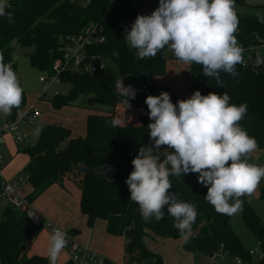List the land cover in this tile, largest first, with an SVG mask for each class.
<instances>
[{
    "label": "trees",
    "instance_id": "16d2710c",
    "mask_svg": "<svg viewBox=\"0 0 264 264\" xmlns=\"http://www.w3.org/2000/svg\"><path fill=\"white\" fill-rule=\"evenodd\" d=\"M132 0H9L10 7L29 16L27 35L11 33L0 27V55L4 62L11 64L17 73L13 59L12 41L19 48L33 46L35 52L29 55L30 63L39 69L52 73L54 60L61 57L63 38L77 33L88 23H98L105 36V41L92 51L107 57L117 69L116 75L108 72L106 65L98 68L91 75H79L62 72L60 82L69 84L66 94H54L49 100L54 107L68 104L79 94L93 93L98 103L109 106L105 112L90 111L85 118L84 135H72V131L60 124H44L33 145H20L19 151L28 155V162L23 168L27 181L33 187L27 195L31 203L39 194L52 184L62 185L69 179L80 190L79 209L85 216L86 224L92 227L96 220L106 222V232L110 235L123 236L126 256L125 264H165L162 256L150 250L144 237L151 231L159 237L181 238L182 248L188 252L199 251L208 256L223 253L227 257L238 256L250 260L251 254L244 246L229 220L224 224L226 215L219 214L207 203L204 197L207 188L198 182V174L189 173L181 177H170L172 191L178 199L196 206L198 215L190 232L181 237L173 227V218L167 215L156 222L142 219L139 206L130 201V192L125 183L133 170L132 159L141 146H150L148 124L149 116L143 111L147 108L145 98L159 95L162 91L170 94L171 101L190 98L197 90L202 95L209 92L231 97L230 103H245L247 114L240 125L258 143V149L264 151V24L258 21L256 14L238 12V43L245 49L252 46L262 47L263 61L252 68L241 64L236 66L235 77L221 73L224 86L220 87L214 79L204 76L202 66L187 64L190 73L188 96L176 93L169 85L156 78L171 73L169 59L160 51L154 58L139 59L135 49L128 47L124 37L126 29L141 10L131 7ZM263 7L264 4L257 5ZM252 7V6H251ZM118 53V55H114ZM169 71V72H168ZM123 78L125 86L136 89L135 99H130L131 108H125L123 98L116 94L115 83ZM26 103L25 93L19 108ZM16 109L13 113L19 110ZM147 108V112H148ZM118 118L119 127H112L111 121ZM66 144L63 146V143ZM255 163L254 157L249 161ZM78 166H111L109 177L86 175ZM264 199V180L260 189ZM243 211L238 213L248 230L261 244L264 238V223L246 196L242 197ZM37 218L29 217V208L18 209L5 205L0 220V262L1 264H49L42 255H25L27 241L36 236L43 228ZM72 235L74 229L68 230ZM262 245V244H261ZM66 264H74L70 259ZM104 264H115L105 259ZM253 264H264V256Z\"/></svg>",
    "mask_w": 264,
    "mask_h": 264
},
{
    "label": "clouds",
    "instance_id": "9594fccd",
    "mask_svg": "<svg viewBox=\"0 0 264 264\" xmlns=\"http://www.w3.org/2000/svg\"><path fill=\"white\" fill-rule=\"evenodd\" d=\"M9 7L8 0H0V17H7L11 24ZM256 16L264 24V14ZM238 26L236 0H159L151 14L137 15L124 39L139 59L154 58L167 48L179 61L202 66L204 76L223 87L221 73L235 77L236 66L243 62L244 50L235 35ZM115 89L125 108H131L129 100L135 99L136 89L125 86L123 78L116 81ZM23 91L11 64L0 55V113L8 116L18 109ZM230 100L227 92L202 95L199 90L176 104L166 91L145 98L152 121L148 124L150 146L139 148L125 180L129 200L139 206L143 220L162 221L167 206V215L181 237L191 231L198 215L196 206L170 191V177L189 173L198 174V182L207 188L204 199L217 213L232 216L243 211L242 197L256 191L264 179V166L249 162L258 143L240 125L247 104ZM111 125L119 127L121 121L114 118ZM67 245V233L54 228L49 264H56Z\"/></svg>",
    "mask_w": 264,
    "mask_h": 264
},
{
    "label": "rangeland",
    "instance_id": "374dc122",
    "mask_svg": "<svg viewBox=\"0 0 264 264\" xmlns=\"http://www.w3.org/2000/svg\"><path fill=\"white\" fill-rule=\"evenodd\" d=\"M85 1V0H78ZM251 1H261V0H251ZM159 0H132L130 5L134 9H139L142 11L143 15L151 14L158 7ZM236 10L238 12H248L249 9L240 3V0H236ZM6 11H11L13 13V23H8L7 17H0V27L8 29L11 33H19L22 35H27L29 32V16L21 11L6 9ZM10 46L13 47V59L17 67V76L19 82L24 89L26 103L23 107L33 106L40 111V116L37 117L31 125H27L23 122L20 123L21 127L28 132V138L25 140V144L33 145L38 137L39 131L44 124H60L69 127L72 131V135H82L85 133V118L88 112H105L109 110V106L105 104H100L97 102L95 95L93 93L79 94L68 104L62 105L61 107H54L50 98L53 97L55 91L59 94H66L69 89V84L63 82H52L49 86L45 88V84L39 80L40 77H48V72L45 69H39L38 67L32 65L29 60V55L26 53H19L17 51L19 46L16 41H12ZM262 53V48L259 49ZM135 55L136 50H135ZM163 55L168 57L170 60L173 53L165 48ZM103 63L106 65L108 72L111 75L117 74V69L107 57L103 58ZM170 65L168 69L170 71ZM175 66L179 68L180 77L182 81V86L186 80L190 81V73L188 67L184 65L181 61L175 63ZM168 71V72H169ZM171 72V71H170ZM169 78L164 77L163 81ZM44 94V97H40ZM16 109H13L12 113ZM12 115V114H11ZM8 115V116H11ZM8 117L0 113L1 117ZM11 144V146H10ZM66 142L63 143V146ZM10 152L16 148L14 142H9ZM1 152L6 159L9 160L8 164L2 168V174L4 176H9L11 174L19 173L21 176L27 175L23 172V168L27 163V154L24 152H19L14 154L10 159V154L3 147ZM255 164L264 166V151L257 149L253 154ZM261 180L258 188L253 193L252 196H247L246 198L250 205L255 209L257 214L260 216L264 223V199L260 197V189L263 183ZM73 189L77 190L75 183L70 181ZM31 184L26 182L20 187V193L30 191ZM230 224L234 231L237 233L238 237L244 244V246L253 252L250 256V260L241 259V264H253L258 261L260 257L264 256V250L258 239L251 234L246 225L244 224L241 216L239 214L230 216ZM105 221L103 219H98L95 222V226L103 227ZM144 241L147 247L159 253L165 264H217L222 261L221 256L223 253H219L216 257L208 256L202 252L194 251L188 252L182 248L181 238H169V237H159L154 235L151 231H148V235L144 237ZM125 240L123 236H109L105 247L112 252L113 263L124 264L126 256L124 253ZM97 252V251H96ZM98 253V252H97ZM101 257L106 259L102 254L98 253ZM108 260V259H107ZM112 262V261H111ZM1 264V262H0ZM226 264H235L234 257L228 258Z\"/></svg>",
    "mask_w": 264,
    "mask_h": 264
},
{
    "label": "built area",
    "instance_id": "2783aa9c",
    "mask_svg": "<svg viewBox=\"0 0 264 264\" xmlns=\"http://www.w3.org/2000/svg\"><path fill=\"white\" fill-rule=\"evenodd\" d=\"M104 41L103 29L98 23H88L77 33L66 35L63 38L61 57L54 60L52 64V73L48 77H40L39 80L45 84L46 88L52 82H60L59 75L62 72L67 71L79 75H91L98 68H104L102 57L92 51V49ZM260 48L262 47L252 46L248 50L243 48L242 65L252 69L260 65L263 61L262 53L259 51ZM55 94H58V92L55 91ZM44 96L42 94L40 97ZM40 114L38 109L33 106H28L12 113L11 116L3 117L0 121V220L5 205H10L18 209L29 208V214L31 213L35 218L41 220L43 226L48 228L51 233L54 228H58L67 233L68 258L74 264H104L105 259L96 251L87 245L77 242L68 230L59 228L49 221L42 220L40 215L31 209L27 196L20 193V187L27 182V175L24 174V176H21L17 173L11 177H5L2 174L1 169L6 159L1 152V147L6 144V137L9 136L16 144L19 146L22 145L28 138V132L21 127L20 123L23 122L31 125ZM249 253L251 255L253 254L251 250H249ZM217 255L213 254L211 257H216ZM231 257H234L235 264L242 263L238 256ZM231 257L222 254V261L217 264H226V260ZM133 264L137 263L134 262Z\"/></svg>",
    "mask_w": 264,
    "mask_h": 264
},
{
    "label": "crops",
    "instance_id": "0c3cea01",
    "mask_svg": "<svg viewBox=\"0 0 264 264\" xmlns=\"http://www.w3.org/2000/svg\"><path fill=\"white\" fill-rule=\"evenodd\" d=\"M80 2L84 4L87 2V0ZM240 3L249 9L248 12L244 11L241 13L256 14L257 12L262 13L263 11V7H258L257 5L264 4V0L261 1L240 0ZM168 63L171 64L170 65L172 69L171 73L163 75L156 79L158 81L160 80L161 82H164L166 85H169L176 93L182 96H188L189 95L188 87L190 81L186 80L183 87L179 68L174 65L175 63H179V60L175 58L174 55H172ZM184 65L185 67L187 66V64L185 63ZM166 76L169 79L163 81L162 79H164V77ZM143 111L146 113V115H148L146 107H143ZM3 117L4 116L1 117V120ZM11 141L14 142L9 136H7L6 144L3 146L10 154V159L14 156V154L21 152L19 151V145L16 144L15 142L14 143L16 144V148L10 152L9 142ZM23 145H26L25 142L23 143ZM3 147H1V149ZM8 162L9 160L6 159L2 168H4L6 164H8ZM27 162H28V155H27ZM15 174H11L5 177H11ZM70 183H71L70 180L66 178L64 179L62 185L59 184L50 185L30 203L31 209L34 212H36L38 215H40L42 220L49 221L53 225L59 228H62L64 230L74 229L75 231L72 232V236L77 242L87 245L92 250L102 254L109 261L114 262L112 257L113 256L112 252H110L105 247V243H107L109 236H115V235H110L106 232V222L105 224L103 223V227L102 226L97 227L95 226L96 225L95 223L92 227L87 226L85 216L80 212L79 209L80 190L78 189L77 186H75L77 187V190L73 189ZM24 184H26V182ZM32 189L33 187L31 186L30 191L23 192L21 194L27 196L32 191ZM50 237H51L50 230L48 228L43 227L42 230L36 236L31 237L27 241L25 255L26 256L42 255L48 258V247L50 245ZM67 249L68 247H66L61 252L56 264H66V262L69 259Z\"/></svg>",
    "mask_w": 264,
    "mask_h": 264
},
{
    "label": "water",
    "instance_id": "95a60500",
    "mask_svg": "<svg viewBox=\"0 0 264 264\" xmlns=\"http://www.w3.org/2000/svg\"><path fill=\"white\" fill-rule=\"evenodd\" d=\"M35 52V48L33 46L19 48L17 54L26 53L32 55ZM78 170L86 175L90 176H98L107 178L109 177L110 171H107V166H98V167H86V166H78ZM230 216H225L224 224L229 220ZM261 244L264 250V238L261 240Z\"/></svg>",
    "mask_w": 264,
    "mask_h": 264
}]
</instances>
